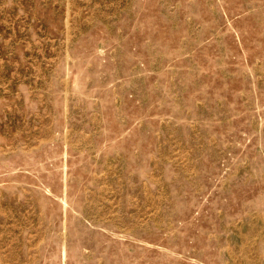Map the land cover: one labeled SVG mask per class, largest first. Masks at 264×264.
Instances as JSON below:
<instances>
[{
    "label": "rangeland",
    "instance_id": "1",
    "mask_svg": "<svg viewBox=\"0 0 264 264\" xmlns=\"http://www.w3.org/2000/svg\"><path fill=\"white\" fill-rule=\"evenodd\" d=\"M0 264H264V0H0Z\"/></svg>",
    "mask_w": 264,
    "mask_h": 264
}]
</instances>
